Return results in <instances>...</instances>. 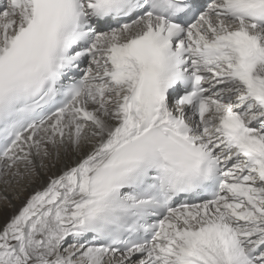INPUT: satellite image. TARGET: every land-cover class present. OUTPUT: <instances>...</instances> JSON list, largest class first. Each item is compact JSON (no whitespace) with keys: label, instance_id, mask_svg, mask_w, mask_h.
<instances>
[{"label":"snow or ice","instance_id":"obj_1","mask_svg":"<svg viewBox=\"0 0 264 264\" xmlns=\"http://www.w3.org/2000/svg\"><path fill=\"white\" fill-rule=\"evenodd\" d=\"M37 182L0 264H264V0H0V183Z\"/></svg>","mask_w":264,"mask_h":264},{"label":"bare ground","instance_id":"obj_2","mask_svg":"<svg viewBox=\"0 0 264 264\" xmlns=\"http://www.w3.org/2000/svg\"><path fill=\"white\" fill-rule=\"evenodd\" d=\"M57 171V169H52V172ZM42 179H46L43 177ZM40 182L27 187L23 192H20L19 188L15 186H5L0 183V213L10 215L16 208H18L22 201L27 198L31 192L39 186ZM7 197L8 199H3Z\"/></svg>","mask_w":264,"mask_h":264}]
</instances>
